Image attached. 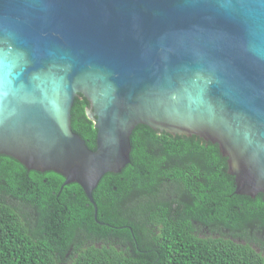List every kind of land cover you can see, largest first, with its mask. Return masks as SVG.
<instances>
[{"label": "water", "instance_id": "95a60500", "mask_svg": "<svg viewBox=\"0 0 264 264\" xmlns=\"http://www.w3.org/2000/svg\"><path fill=\"white\" fill-rule=\"evenodd\" d=\"M140 124L218 144L235 194L264 195V0H0V154L78 183L97 218Z\"/></svg>", "mask_w": 264, "mask_h": 264}, {"label": "trees", "instance_id": "16d2710c", "mask_svg": "<svg viewBox=\"0 0 264 264\" xmlns=\"http://www.w3.org/2000/svg\"><path fill=\"white\" fill-rule=\"evenodd\" d=\"M87 108L89 101L78 96L72 128L95 150L98 130ZM131 143V162L120 173L105 174L93 192L97 218L78 183L64 185L61 174L29 170L0 154V161L15 163L17 197L34 206L32 211L9 203L0 190V264H264V195L235 194V177L218 144L196 135L160 133L145 124L134 129ZM66 209L93 230H106V238L127 232L130 225L139 241L140 232L151 239L133 251L81 244L71 260H61L55 250L58 233H45L47 226L54 230L59 211ZM124 211L130 218L122 216ZM194 220L230 229L234 238L201 237L193 232ZM130 240L127 232L124 243Z\"/></svg>", "mask_w": 264, "mask_h": 264}, {"label": "flooded vegetation", "instance_id": "af4514ba", "mask_svg": "<svg viewBox=\"0 0 264 264\" xmlns=\"http://www.w3.org/2000/svg\"><path fill=\"white\" fill-rule=\"evenodd\" d=\"M0 164L2 165L0 169V190L1 194L4 195L6 201L9 203L14 202V204H21L25 209L34 210V206L29 204L24 200V198L17 197L16 195V180H13V172L15 170V163H12L6 158L1 159ZM0 194V195H1ZM255 198V197H254ZM38 215V214H37ZM33 214L31 215V217ZM126 219L130 218L129 212L124 211L123 215ZM30 218V217H29ZM41 220H37V223H40ZM49 223H47L48 225ZM193 232L195 234L200 235L201 237H224L230 236L234 238V233L230 229H226L221 225H215L212 223L210 226H206L204 223L200 221H192ZM53 226V225H52ZM46 235L50 236L51 233H58L60 242L57 243L58 247H55L56 254L59 255L61 260H71L73 255H76V250L79 245L84 244L86 246L95 244L98 247H102L104 244H108L110 247L111 244H114L119 249L124 251H133L134 245H139V243H145L151 239L150 236H146L144 233L140 232V241L136 238L134 234V229L130 225L125 226V231L131 233L133 236V240L127 241L124 243V236L127 232H121L120 234H112L108 238L105 237L106 230L95 231L90 228L86 223L81 222V218L79 214L70 213L69 209L60 210L57 217V224L54 226V230H49L50 228L46 227ZM122 229V228H117ZM157 232V227H154L151 232V236L155 235ZM252 232V230H251ZM99 238H102L100 241ZM118 243V244H116ZM243 243L245 241L243 240ZM69 245L67 252L64 254V250ZM65 246V247H64ZM64 264H67L65 262Z\"/></svg>", "mask_w": 264, "mask_h": 264}]
</instances>
